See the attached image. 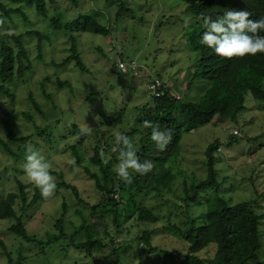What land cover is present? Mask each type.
<instances>
[{
  "label": "trees",
  "instance_id": "16d2710c",
  "mask_svg": "<svg viewBox=\"0 0 264 264\" xmlns=\"http://www.w3.org/2000/svg\"><path fill=\"white\" fill-rule=\"evenodd\" d=\"M72 1L76 6L79 4V0ZM57 2V0H0V98H4L6 102L15 99V83L20 80L25 81L35 65L34 60L30 57L28 39L32 36L37 37L38 56L42 59L44 43L52 38L48 31L42 32L33 29L25 32L23 30L25 26L28 27L31 18L28 7L33 8L32 10L37 15L48 18L51 10L60 8L61 5H57ZM161 2L164 0L157 1L159 10H161ZM129 3V0H121L117 17L122 12L134 13V7ZM146 3H149L152 8L150 1L146 0ZM51 5H54L52 9ZM137 8L142 10V5L137 4ZM229 9L247 10L252 19L264 18V0H192L180 15L181 19L189 14L193 17V22L185 27L179 41L184 39L185 44L194 55L196 67L192 73L187 74V81L178 78L176 83L179 86L187 84V87L192 88L198 81L205 82L200 99L186 101L179 98L174 90L162 80V75L157 72L158 76H143L149 80L147 90L151 95L152 103L148 101L142 106H136L134 110L139 111L140 115L141 109L148 111L144 118L139 116L136 121L131 123L125 109H121L119 113L114 111L112 115H107L106 110H99L95 132L92 131L87 135H81V126L77 122L73 123L68 128L69 134L64 135L65 138L78 137L76 142H71L68 145L74 157L73 164L83 169L94 180V189L100 199L96 203L90 204L81 196L78 187L66 180L62 171H55L59 177L56 181V189L64 187V189L70 190L77 202H69L66 195L62 212L51 221L50 227L42 234L30 233L34 229L30 231V227L26 225L24 219L31 218V215L28 214L29 211L40 206L46 199L40 195L39 189L34 185V191L29 195L28 185L20 181V193L12 191L2 195L0 192V219L15 220V223L13 222L10 227L11 233L29 243L39 245L41 253L45 257L54 258L55 248L65 251L70 246L79 254H84L83 258L87 260L82 264H133L125 255L127 246L122 248L124 239L115 243L114 237L111 240L102 237V230L99 229L98 223L104 222L103 219L106 220L107 217H110L119 233H122L123 229L120 228L133 218H136L140 223L158 221L159 213L147 203V199L153 191L161 195L164 190L172 189L176 174L171 162L176 160L179 155L183 132L212 122L216 116L236 122L239 115L246 109V100L250 94L255 100L264 102V53L229 59L216 55L212 49L200 42L201 35L205 31L201 16H211L215 19ZM55 14L50 17L49 27L53 31L63 30L70 43L67 48L68 54L62 62H54L55 66L64 68L75 60L74 65L83 73L87 72L88 67L79 50V35L83 32L106 35L109 32L108 27L88 10L80 11L72 20L63 19L64 15L61 12ZM6 18L13 23L16 18L21 20L24 23L23 29L3 33L1 26L6 22ZM166 18L169 19L167 11H161L158 14L155 35L160 33ZM259 34L264 35V32ZM175 47L176 44L169 52L173 53L176 50ZM156 50V53H160L163 48L159 47ZM122 59L127 62L130 58L123 56ZM118 72L120 73V70ZM48 78L50 76H47L43 81V87H45L44 83ZM157 79L162 82L158 90L163 91L158 96L148 89ZM59 83L64 86L70 85L68 80H59ZM29 94L32 104L37 110H40L41 115L46 117L33 93L30 91ZM93 95L88 93L87 97L91 99ZM46 96L51 98L52 93L46 92ZM0 105L6 106L2 100H0ZM54 108L56 107L54 106ZM2 112H4L3 121L9 138L19 142V145L17 144L18 146L14 148L10 143L0 139L1 145L6 148L10 157H13L17 162L24 161L25 148L29 145L30 140L34 142L35 147L41 146L35 139L39 135L49 142L52 147L51 152H56V147L52 144V131H49L47 127L36 124L32 133L28 134L24 130L18 134L13 128L15 121L13 110L4 107ZM22 113L25 120L35 123L30 110ZM70 113L71 110L61 111V114L66 116H69ZM91 116L86 115L87 118ZM145 122L152 125L159 124L162 131H171L172 140L164 151L157 150L154 142L150 140L151 128L146 127ZM118 131L129 136L134 146L138 148V156L141 161L150 160L153 163L154 167L149 172L151 179L148 180V173L143 176L134 175L131 184H124L117 179L116 174L112 171V165L118 163L117 152H113L112 148L119 147L115 144L114 136V133ZM136 134L140 135L138 139L135 138ZM219 145L214 142L208 148L209 161L207 165L209 170L207 177L193 180L189 185L186 184L182 206L189 221L183 222L187 223V226L183 227L174 223L172 225L174 233L189 243V253L184 255L189 264H248L251 261L254 264H264V256H261L262 233L260 226L262 222L253 205L254 202L243 200L231 203L221 193L225 180L219 179L217 162L214 157ZM101 149L105 153L107 163H104L100 158ZM93 168H98L99 174L93 171ZM205 190L207 191L206 195H204ZM19 196L22 197L23 203L21 211L16 205ZM199 205L206 207H203L204 212L200 215L201 219L196 220L194 216H191L192 209ZM126 207L134 208L133 213L127 218L124 217ZM70 209L72 213H70ZM73 216L77 218V223L72 220ZM67 223L73 228L72 232L68 230V227H71L66 226ZM104 228L107 235V226L104 225ZM133 240L137 245L145 244V248L140 252L141 258L147 250L157 248L151 244V233L147 230L137 235ZM210 244H216L215 254L210 258L198 257L197 253ZM0 249L8 264L23 263L24 257L21 255L20 259L16 261L1 237ZM165 251L167 250H163L164 254ZM75 262L80 264L77 260Z\"/></svg>",
  "mask_w": 264,
  "mask_h": 264
},
{
  "label": "rangeland",
  "instance_id": "374dc122",
  "mask_svg": "<svg viewBox=\"0 0 264 264\" xmlns=\"http://www.w3.org/2000/svg\"><path fill=\"white\" fill-rule=\"evenodd\" d=\"M57 1V5H61L60 8L51 10L48 18L37 15L32 10L33 8L28 7L31 17L28 27H24V23L17 18L15 23L6 18V22L1 26L3 33L21 31L24 27L25 32L33 29L48 31L52 38L44 43L42 59L38 56L37 37L32 36L28 39L30 57L35 65L25 81L20 80L15 83L16 97L13 101L9 100L7 103L4 98H0L6 105H0V139L10 143L14 148L19 145V142L9 138L6 131L7 128L3 121L4 112H2L4 107H9L15 113L13 128L18 134L24 130L28 134L32 133L36 124L47 127L49 131H52V144L56 147V152H51L52 147L42 135L35 137L41 144L36 148L51 162L52 174L56 181L59 177L55 171H62L66 180L78 187L81 196L90 204H94L100 199L94 189V180L83 169L73 164L74 157L68 146L69 143L76 142L78 137L65 138L64 135L69 134L68 128L75 122L81 127L91 126L92 131L95 132L99 110H106L107 115H112L114 111L119 113L121 109H125L131 123L139 116L144 118L148 111L141 109L140 115L139 111L134 110L136 106H142L148 101L152 103L151 95L147 90L149 80L143 76H158L157 72L162 75V80L174 90L179 98L186 101L200 99L205 82L198 81L192 88L187 87V84L179 86L176 83L178 78L187 81V74L192 73L196 67L194 55L184 39L179 41L185 29L180 15L192 0H164L160 3L161 10L157 8L158 0H147L152 4V8L146 0H129V4L134 7V13L122 12L119 17H117V12L120 9L121 0H79L77 6L72 0ZM137 4L142 5V10L137 8ZM53 6L51 5V9ZM147 8L150 10L145 11ZM87 10L96 15L109 31L106 35L92 32H83L79 35V50L88 71L83 73L77 68L74 65L75 60L64 68L55 66L54 62H62L68 54L67 48L70 43L63 30L53 31L49 27L50 17L56 15V12H61L64 15L63 19L72 20L77 13ZM161 11H167L169 19L166 18L160 33L155 35L158 14ZM175 44L176 50L173 53L169 52ZM159 47L163 50L156 53ZM123 56L130 58L127 63L136 67V70H132L133 67H129L127 72L120 69L119 62L123 61ZM47 76L50 78L45 81V87H43V81ZM59 80H68L70 85H61ZM30 91L46 117L41 115L40 110H37L30 101ZM46 92L52 93V97H47ZM88 93L92 95L94 93L91 99L87 97ZM26 110L33 113L35 123L25 120L22 112ZM62 110H71V113L66 116L61 114ZM88 114L92 116L87 118ZM57 120L59 121L55 124ZM139 137L140 135L136 134L135 138ZM214 142L220 144L219 149L214 153L218 176L221 181L225 180L221 193L231 203L243 200L254 202L253 205L262 222L260 230L262 233L261 256L263 257L264 102L255 100L251 94L247 97L246 109L239 115L236 122L216 116L212 122L183 132L179 155L171 162L176 174L172 189L164 190L161 195L153 191L147 199V203L159 213L158 221L140 223L133 218L120 228L123 231L119 233L117 226L110 217H107L106 220L103 219L104 222L98 223L99 229L102 230V237H107V240L114 237L115 243L124 239L122 248L127 246L125 255L133 264H189L184 256L189 253V243L174 233L172 225L176 223L182 227L187 226V223L183 222L189 221V218L185 215L182 206L185 186L191 184L193 180L207 177L208 148ZM33 143L29 141V144L34 146ZM22 164L23 161L17 162L10 157L6 148L0 143V192L2 195L12 191L20 193V181L28 185L29 195L33 193V185L29 186L30 183L27 182L23 173ZM147 176L148 180L151 179L149 173ZM206 194L205 190L204 195ZM66 195L69 202H77L70 190L60 187L55 190L54 196L52 195L40 206L29 211L31 218L24 220L30 227V231L34 229L30 233L42 234L50 227L51 221L61 214ZM22 204V197L19 196L16 204L19 211H21ZM203 207L206 206L194 207L191 216H194L196 220L201 219L200 215L204 212ZM133 211L134 208L126 207L124 217L127 218ZM70 213H72L71 209ZM72 220L77 223L75 216ZM13 222L15 223V220L0 219V237L4 239L16 261L21 255L24 257L21 264H77L75 260L82 264L87 260L83 258L84 254H79L70 246L65 251L55 248L54 258L45 257L39 245L29 243L10 232ZM104 225L107 226L108 236ZM66 226L70 224L67 223ZM68 230L72 232L73 228L68 227ZM145 230L151 233V244L157 248L147 250L141 258L140 252L145 248V244L137 245L133 239ZM161 249H166V253L164 254ZM215 251L216 244H210L198 252L197 256L210 258ZM0 264H8L1 249ZM248 264L254 263L251 261Z\"/></svg>",
  "mask_w": 264,
  "mask_h": 264
},
{
  "label": "clouds",
  "instance_id": "9594fccd",
  "mask_svg": "<svg viewBox=\"0 0 264 264\" xmlns=\"http://www.w3.org/2000/svg\"><path fill=\"white\" fill-rule=\"evenodd\" d=\"M203 34L200 42L212 49L216 55L233 58L246 55L264 53V18L252 19L247 10H227L215 19L211 16H201ZM183 24L188 27L193 22L189 14L182 17ZM146 127L151 128L150 140L154 142L157 150L164 151L172 140L171 131H162L159 124L152 125L145 122ZM92 131L91 126L81 127L80 134L87 135ZM115 144L112 151L117 152V161L112 165V171L119 181L131 184L134 175H146L151 172L154 165L150 160L141 161L138 156V148L124 132H115ZM100 158L104 163L105 153L100 151ZM22 170L28 183L39 189L40 195L45 199L51 197L56 190V179L52 174V165L41 151L29 144L25 148ZM97 174L99 170L93 168Z\"/></svg>",
  "mask_w": 264,
  "mask_h": 264
},
{
  "label": "built area",
  "instance_id": "2783aa9c",
  "mask_svg": "<svg viewBox=\"0 0 264 264\" xmlns=\"http://www.w3.org/2000/svg\"><path fill=\"white\" fill-rule=\"evenodd\" d=\"M119 63H120V67H121L120 69H121L122 71L127 72V71H129V67H133V68H134L133 65H130V64H128L127 62L121 61V62H119ZM132 70H136V67H135L134 69H132ZM161 85H162V82H161L159 79H157L155 83L151 84V85L148 87V89H150L152 93H154L155 95L158 96V95H160V94L163 93V91L158 90V88H159Z\"/></svg>",
  "mask_w": 264,
  "mask_h": 264
}]
</instances>
